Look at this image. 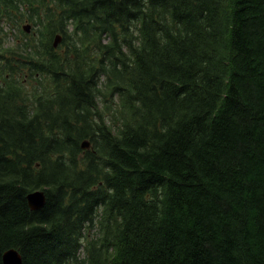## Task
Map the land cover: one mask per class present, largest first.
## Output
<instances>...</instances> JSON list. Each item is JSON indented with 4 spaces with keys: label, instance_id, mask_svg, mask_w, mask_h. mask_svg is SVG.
Wrapping results in <instances>:
<instances>
[{
    "label": "trees",
    "instance_id": "obj_1",
    "mask_svg": "<svg viewBox=\"0 0 264 264\" xmlns=\"http://www.w3.org/2000/svg\"><path fill=\"white\" fill-rule=\"evenodd\" d=\"M11 248L264 264V0H0V264Z\"/></svg>",
    "mask_w": 264,
    "mask_h": 264
},
{
    "label": "rangeland",
    "instance_id": "obj_2",
    "mask_svg": "<svg viewBox=\"0 0 264 264\" xmlns=\"http://www.w3.org/2000/svg\"><path fill=\"white\" fill-rule=\"evenodd\" d=\"M73 24H71V27H69V30L72 28ZM10 45V44H8ZM34 82V81H33ZM30 79H26L22 84H20V88L22 89L23 93L31 100H34L37 98L38 93L42 91L44 81H41L39 84L33 83ZM40 199V201L37 203V206H39L42 203L41 197H37L36 199ZM97 230L93 229L91 231V236H96ZM35 258L38 262V260H41L40 257L35 255Z\"/></svg>",
    "mask_w": 264,
    "mask_h": 264
},
{
    "label": "water",
    "instance_id": "obj_3",
    "mask_svg": "<svg viewBox=\"0 0 264 264\" xmlns=\"http://www.w3.org/2000/svg\"><path fill=\"white\" fill-rule=\"evenodd\" d=\"M60 42L59 39H56L55 41V46L58 45V43ZM83 148H89L90 144L85 142L82 145ZM43 193L41 192H36L31 194L28 198H29V205H31V200L36 199L37 197H42ZM3 263L4 264H23V259L22 256L20 255V253L18 251H16L15 249H11L9 251H6L3 255Z\"/></svg>",
    "mask_w": 264,
    "mask_h": 264
},
{
    "label": "bare ground",
    "instance_id": "obj_4",
    "mask_svg": "<svg viewBox=\"0 0 264 264\" xmlns=\"http://www.w3.org/2000/svg\"><path fill=\"white\" fill-rule=\"evenodd\" d=\"M40 201V199L38 198V199H34V200H31V207L33 208V209H36V208H38V206H37V203ZM42 206V205H41ZM40 207V206H39ZM10 264V263H9Z\"/></svg>",
    "mask_w": 264,
    "mask_h": 264
}]
</instances>
